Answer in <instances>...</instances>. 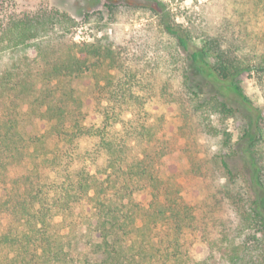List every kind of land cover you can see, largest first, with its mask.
<instances>
[{"label":"trees","instance_id":"16d2710c","mask_svg":"<svg viewBox=\"0 0 264 264\" xmlns=\"http://www.w3.org/2000/svg\"><path fill=\"white\" fill-rule=\"evenodd\" d=\"M7 1L0 264H264V0H209L188 26L156 1L141 34L82 44L69 15ZM77 209L97 220L94 260L73 255Z\"/></svg>","mask_w":264,"mask_h":264},{"label":"rangeland","instance_id":"374dc122","mask_svg":"<svg viewBox=\"0 0 264 264\" xmlns=\"http://www.w3.org/2000/svg\"><path fill=\"white\" fill-rule=\"evenodd\" d=\"M3 0H1L2 3ZM164 2L172 9L179 23L185 26L189 25V20L202 19L205 12L201 10L203 5L209 0H8L4 4V9L15 14L35 13L38 11L56 10L69 15L75 20L76 26L73 29L72 39L77 44L91 42L95 39L105 38V36H118L121 29L125 33L141 34L146 26L153 22L150 10L156 8L155 2ZM208 22L207 18H203ZM196 21V22H199ZM246 92L255 98L256 90L253 87L250 75L242 78ZM90 82L85 83L84 88L88 87ZM89 88V87H88ZM42 87L39 86L35 96L40 95ZM83 90L82 86H79ZM31 99H27L20 109L19 127L25 137H30L36 131L35 124L30 120L29 108ZM166 113V130H175L178 124L174 118L173 109H165ZM231 131L237 137V131L232 121L229 123ZM213 144V142H211ZM179 169L175 168L174 172L179 175ZM195 194L187 196L188 199H197ZM3 194L0 192V200ZM78 222L79 240L73 250V255L81 260L95 257L91 254L86 241L94 236L97 220L95 217H87L81 209H77L74 215ZM185 247L192 250L197 257H203L205 247L193 237H190Z\"/></svg>","mask_w":264,"mask_h":264}]
</instances>
